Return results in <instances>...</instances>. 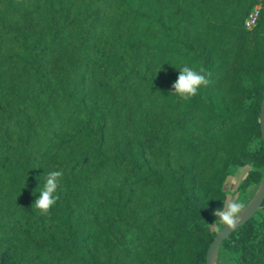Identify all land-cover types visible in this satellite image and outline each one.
I'll return each instance as SVG.
<instances>
[{"label": "trees", "instance_id": "1", "mask_svg": "<svg viewBox=\"0 0 264 264\" xmlns=\"http://www.w3.org/2000/svg\"><path fill=\"white\" fill-rule=\"evenodd\" d=\"M263 95L264 0H0V264H205L225 179L262 180ZM219 250L264 264V198Z\"/></svg>", "mask_w": 264, "mask_h": 264}, {"label": "clouds", "instance_id": "2", "mask_svg": "<svg viewBox=\"0 0 264 264\" xmlns=\"http://www.w3.org/2000/svg\"><path fill=\"white\" fill-rule=\"evenodd\" d=\"M178 71L179 77L172 85L174 89L172 94L183 101H190L199 94L202 88L207 87L210 83V73H206L202 67L197 70L194 67L185 65ZM62 176L63 172L57 170L50 171L45 175L43 187L32 205L41 215H48L50 210L56 205L59 199L57 192ZM243 208L244 205L242 203L232 201L227 203L225 207L216 209L212 214L229 228H235Z\"/></svg>", "mask_w": 264, "mask_h": 264}, {"label": "water", "instance_id": "3", "mask_svg": "<svg viewBox=\"0 0 264 264\" xmlns=\"http://www.w3.org/2000/svg\"><path fill=\"white\" fill-rule=\"evenodd\" d=\"M259 129H260V136L262 139V144H263V149H264V95L262 97L261 104H260ZM263 198H264V172H263L262 180L259 184V190L255 198L248 205V207L241 214H239V220H238L236 227L242 224L244 221H246L254 213V211L259 207V204L261 203ZM233 229L234 228H229L227 225L224 224L215 233L206 251L205 264H210L212 254L218 248L220 241L222 240L223 237H225Z\"/></svg>", "mask_w": 264, "mask_h": 264}, {"label": "rangeland", "instance_id": "4", "mask_svg": "<svg viewBox=\"0 0 264 264\" xmlns=\"http://www.w3.org/2000/svg\"><path fill=\"white\" fill-rule=\"evenodd\" d=\"M243 170H245V169L244 168H240V169H238L236 171V173L233 176L227 177L225 179V181H224V185L223 186H224V188L227 191H229L228 192L229 196H227V203L232 202V201H236V202L242 203L244 205V207H245V205H247L251 201V198L252 199L254 198L252 196H254V194L256 192H258L259 184L258 185L251 184L245 189L244 193L241 196H239V197L237 195L235 196V194H233L232 191L234 189L233 186H236L237 182L236 183L235 182L232 183V179H234L236 177L240 178L241 176H238V175H240V172L243 171ZM230 193H231V197H230ZM227 203H226V205H227ZM221 224H223V223H221Z\"/></svg>", "mask_w": 264, "mask_h": 264}, {"label": "crops", "instance_id": "5", "mask_svg": "<svg viewBox=\"0 0 264 264\" xmlns=\"http://www.w3.org/2000/svg\"><path fill=\"white\" fill-rule=\"evenodd\" d=\"M243 173H244V170L241 171L240 175H238V176H242ZM238 179H239V177H236V178L232 179V183L233 182L236 183L238 181ZM233 187H235V186H233ZM227 192H229V191H227ZM256 194H257V192L252 197H255ZM228 196H229V194H228ZM230 197H231V193H230ZM251 200H252V198H251ZM247 205H245V207ZM245 207L242 209V211L245 209ZM222 225H224V224H222ZM210 264H233V263L231 261H227V260L223 259L222 254H221V252L219 250V246H218V248L212 254V257H211V260H210Z\"/></svg>", "mask_w": 264, "mask_h": 264}, {"label": "built area", "instance_id": "6", "mask_svg": "<svg viewBox=\"0 0 264 264\" xmlns=\"http://www.w3.org/2000/svg\"><path fill=\"white\" fill-rule=\"evenodd\" d=\"M258 9H259V4H256L249 11L245 19V23H244L245 27L249 28L254 24L255 19L257 17Z\"/></svg>", "mask_w": 264, "mask_h": 264}, {"label": "bare ground", "instance_id": "7", "mask_svg": "<svg viewBox=\"0 0 264 264\" xmlns=\"http://www.w3.org/2000/svg\"><path fill=\"white\" fill-rule=\"evenodd\" d=\"M254 198H255V197H254ZM254 198H253V199H254ZM253 199H252V200H253ZM252 200L248 203V205L252 202ZM248 205L245 207V209L248 207ZM245 209H244V210H245ZM244 210H243V211H244ZM243 211H242V212H243ZM242 212H241V213H242Z\"/></svg>", "mask_w": 264, "mask_h": 264}]
</instances>
